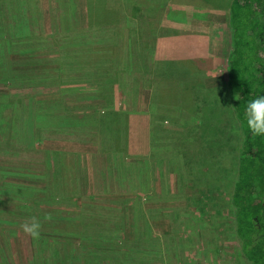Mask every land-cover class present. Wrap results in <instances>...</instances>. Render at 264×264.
I'll return each mask as SVG.
<instances>
[{
	"label": "rangeland",
	"instance_id": "rangeland-1",
	"mask_svg": "<svg viewBox=\"0 0 264 264\" xmlns=\"http://www.w3.org/2000/svg\"><path fill=\"white\" fill-rule=\"evenodd\" d=\"M231 1L0 0V264H251L231 199L242 145L228 87L231 25L216 71L202 55L179 63L174 52L192 33L168 40L160 60L152 42L168 3ZM144 65L151 71L137 73ZM110 81L120 84L114 105L129 111L145 84L155 92L152 156L112 150L117 134L96 122L114 107L102 87ZM111 125L128 128L130 118ZM129 138L130 128L122 144ZM93 148L84 183L77 156ZM33 216L38 240L21 228Z\"/></svg>",
	"mask_w": 264,
	"mask_h": 264
},
{
	"label": "trees",
	"instance_id": "trees-1",
	"mask_svg": "<svg viewBox=\"0 0 264 264\" xmlns=\"http://www.w3.org/2000/svg\"><path fill=\"white\" fill-rule=\"evenodd\" d=\"M93 7L96 10L94 14H98L99 8L91 6L92 11ZM93 21L92 19L91 27L96 25ZM229 22L232 28V51L229 57L228 87L242 129L238 177L231 199L236 213V233L244 255L251 264H264V136L253 135L245 117L247 104L264 96V0H232ZM183 53L179 63L186 66L197 65V60L186 58L187 52L186 55ZM197 69L204 71L201 67ZM116 76L119 77V71H115L112 78ZM112 83L110 81L102 87L107 92L112 91V87L108 86ZM222 108L216 111L219 115L217 124L224 113ZM128 115L122 108H111L105 109L96 117V122H100L102 126L101 130H107L108 133L114 130L117 134L112 150L125 154H129V140L126 139L122 144L123 136L128 134L129 127L113 126L111 123L124 116L128 118ZM104 131H100L101 134ZM185 157L189 158L191 155L186 152Z\"/></svg>",
	"mask_w": 264,
	"mask_h": 264
},
{
	"label": "crops",
	"instance_id": "crops-1",
	"mask_svg": "<svg viewBox=\"0 0 264 264\" xmlns=\"http://www.w3.org/2000/svg\"><path fill=\"white\" fill-rule=\"evenodd\" d=\"M230 4L220 3L219 5H208V4H187L186 2H171L168 3L162 12V18H158L160 20V26L158 29L159 34L155 36V41L152 42L156 45L155 58L160 60L162 54H167L166 45L168 40H183V32L184 34L192 33L191 37H189L190 43H185V46L177 47V51L175 50L174 55H180L181 53L187 52L188 47L189 53H192L193 56L202 55L204 57V62L207 66H211V70L214 69L218 65L219 62L224 60V56L228 49V41L230 35V22H229V10ZM229 7V8H227ZM145 30V29H143ZM167 30H172L173 36H168ZM154 31V32H155ZM164 33V34H163ZM163 34V36H162ZM190 35V34H189ZM148 39V38H145ZM152 42H150L152 44ZM199 53V54H198ZM184 54V53H183ZM181 57V56H180ZM142 58L144 62L149 60V55L142 54ZM148 58V59H147ZM205 66L204 69L209 67ZM149 67V66H148ZM207 67V68H206ZM147 71H151V67L148 69L144 66H139L136 70L137 73L146 74ZM208 70V69H207ZM213 71H216L215 69ZM132 73V75L137 74ZM115 74V72H114ZM138 75V74H137ZM142 75V74H141ZM138 75V76H141ZM116 78V77H115ZM119 78V77H117ZM112 91L107 93L112 94L114 105V94L117 93V89L114 85H120L119 83L113 82ZM118 91L119 87L117 86ZM139 97L137 98V111H129L125 106L121 107L119 101H116V105L112 107L115 110H120L121 108L127 111L128 117L130 118V138L128 151L131 155H140L145 154L146 156H152L153 152V143L151 139V125L153 124L152 113H151V104L152 99L154 98V91L151 88L147 89L146 84L143 89L139 90ZM130 109V108H128ZM132 110V109H130ZM138 130L137 135H135ZM82 141H78L79 146H81ZM93 143L85 142L82 146H93ZM62 151L63 148L59 147ZM96 150V151H95ZM91 153H79V169L77 173L82 175V180L84 183H87L88 174L91 172L90 164L93 161V158L98 153V148H96ZM149 152V154H148ZM55 162L61 164L60 161V153L63 152H54ZM57 153H59L57 155ZM129 154H127L129 156ZM148 154V155H147ZM76 157V163L78 164V159ZM81 157V158H80ZM90 161V164L89 162ZM85 164V165H84ZM88 164V165H87ZM59 166V165H57ZM56 166V167H57ZM93 172V170H92Z\"/></svg>",
	"mask_w": 264,
	"mask_h": 264
},
{
	"label": "clouds",
	"instance_id": "clouds-1",
	"mask_svg": "<svg viewBox=\"0 0 264 264\" xmlns=\"http://www.w3.org/2000/svg\"><path fill=\"white\" fill-rule=\"evenodd\" d=\"M246 123L255 136H264V96L250 101L245 109ZM41 222L35 216L26 220L22 225V231L33 239H39L41 234Z\"/></svg>",
	"mask_w": 264,
	"mask_h": 264
}]
</instances>
